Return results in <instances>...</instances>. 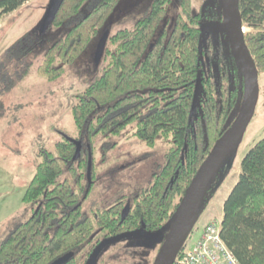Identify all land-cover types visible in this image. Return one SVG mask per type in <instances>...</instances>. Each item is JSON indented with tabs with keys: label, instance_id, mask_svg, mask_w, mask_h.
I'll use <instances>...</instances> for the list:
<instances>
[{
	"label": "trees",
	"instance_id": "16d2710c",
	"mask_svg": "<svg viewBox=\"0 0 264 264\" xmlns=\"http://www.w3.org/2000/svg\"><path fill=\"white\" fill-rule=\"evenodd\" d=\"M25 1L0 0V18ZM120 1L63 0L49 26H67V33L46 50L38 73L55 80L64 63L74 62L93 40L98 44ZM172 1L154 0L132 27L108 30L102 53L108 63L72 108L78 135L58 140L53 150L40 148L22 198L32 214L0 239V264H52L71 252L62 264H85L102 236L137 228L156 234L165 228L166 235L194 174L241 105L245 84L240 61L226 42L221 0H202L197 8L195 0H179L171 24ZM240 11L244 26L252 28L245 31L247 45L259 73L264 72V0H240ZM42 38V30H28L0 55V117L6 109L2 94L27 76L32 65L27 54ZM198 75L200 104L195 96ZM129 125L150 146L160 137L171 138L165 163L132 196L124 194L107 207L86 212L84 202L96 178L93 139L119 135ZM221 220V236L238 261L264 264V137L244 156ZM186 245L173 264H182Z\"/></svg>",
	"mask_w": 264,
	"mask_h": 264
},
{
	"label": "rangeland",
	"instance_id": "374dc122",
	"mask_svg": "<svg viewBox=\"0 0 264 264\" xmlns=\"http://www.w3.org/2000/svg\"><path fill=\"white\" fill-rule=\"evenodd\" d=\"M154 0H121L112 14L108 30L132 27L147 15ZM196 8L202 0H195ZM37 1L21 5L18 11L2 19L0 26V55L16 38L28 30L43 31L39 45L27 54L32 65L27 76L11 90L2 94L6 104L0 117V239L12 226L32 214L31 205L23 201L40 160L42 146L55 148L58 140L75 138L78 129L72 108L78 94L103 72L108 58H96L97 42L93 40L87 50L74 62L64 63L63 74L49 80L37 71L49 46L66 35L67 26H45L39 19ZM179 0L168 7L172 21L178 12ZM222 28V26L220 27ZM245 25V31L251 30ZM260 93L252 117L238 146L231 152L213 176L199 209L197 220L185 244L191 247L201 235L204 226L213 219L221 220L224 202L236 184L244 156L255 143L264 137V72L259 73ZM134 125L127 126L119 135L99 134L93 139L96 178L93 190L84 202V210L107 207L124 194L131 195L149 185L154 173L164 163L167 150L173 145L170 139L158 138L154 146L148 145L133 134ZM158 234L141 230L115 244H108L99 258V264H152L161 246ZM80 253V260L83 257Z\"/></svg>",
	"mask_w": 264,
	"mask_h": 264
},
{
	"label": "water",
	"instance_id": "95a60500",
	"mask_svg": "<svg viewBox=\"0 0 264 264\" xmlns=\"http://www.w3.org/2000/svg\"><path fill=\"white\" fill-rule=\"evenodd\" d=\"M62 2L63 0L51 1L44 18L45 26L51 24ZM221 9L223 25L227 33L226 42L230 43L243 68L245 79L243 100L241 105L236 107L230 115L223 134L212 146L186 188L175 216L167 225L168 231L166 235L164 236L165 228H162L161 232H159L158 238H163V241L152 264L174 263L197 220L199 209L213 176L240 143L254 116L258 103L260 93L259 69L245 39V26L240 11V0H221ZM107 37L108 30L104 32L97 45V59H100L104 51ZM201 92V76L198 75L195 96L199 104ZM77 145V152H80L81 143L77 141ZM90 166L91 163H89V171ZM130 205V201H128L122 212L123 219L130 210ZM140 231L141 228H137L104 237L95 245L85 264H97L101 252L106 249L108 244H115L122 239L139 234ZM73 254V252L67 253L52 264H62L72 257Z\"/></svg>",
	"mask_w": 264,
	"mask_h": 264
},
{
	"label": "built area",
	"instance_id": "2783aa9c",
	"mask_svg": "<svg viewBox=\"0 0 264 264\" xmlns=\"http://www.w3.org/2000/svg\"><path fill=\"white\" fill-rule=\"evenodd\" d=\"M221 224L219 219L207 222L193 246L186 245L179 261L182 264H241L223 240Z\"/></svg>",
	"mask_w": 264,
	"mask_h": 264
},
{
	"label": "crops",
	"instance_id": "0c3cea01",
	"mask_svg": "<svg viewBox=\"0 0 264 264\" xmlns=\"http://www.w3.org/2000/svg\"><path fill=\"white\" fill-rule=\"evenodd\" d=\"M37 1V12H39V19L43 20L45 18V15L50 7L51 4V0H35ZM18 10H13L12 12H9L7 14H4L1 18H0V26L3 25L2 23V19L5 18L6 16H9L11 13L16 12Z\"/></svg>",
	"mask_w": 264,
	"mask_h": 264
},
{
	"label": "flooded vegetation",
	"instance_id": "af4514ba",
	"mask_svg": "<svg viewBox=\"0 0 264 264\" xmlns=\"http://www.w3.org/2000/svg\"><path fill=\"white\" fill-rule=\"evenodd\" d=\"M104 237H106V236H104ZM104 237L102 236L100 240H102ZM96 244H97V243H95V245H96ZM95 245H94V246H95ZM98 262H99V259H98ZM98 262H97V264H99Z\"/></svg>",
	"mask_w": 264,
	"mask_h": 264
}]
</instances>
